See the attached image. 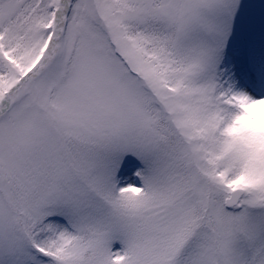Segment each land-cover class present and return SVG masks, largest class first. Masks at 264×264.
<instances>
[{"label":"snow or ice","instance_id":"snow-or-ice-1","mask_svg":"<svg viewBox=\"0 0 264 264\" xmlns=\"http://www.w3.org/2000/svg\"><path fill=\"white\" fill-rule=\"evenodd\" d=\"M0 264H264V0H0Z\"/></svg>","mask_w":264,"mask_h":264}]
</instances>
